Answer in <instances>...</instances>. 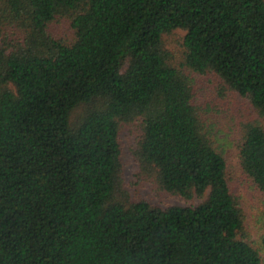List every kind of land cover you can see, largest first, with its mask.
<instances>
[{"label": "trees", "instance_id": "16d2710c", "mask_svg": "<svg viewBox=\"0 0 264 264\" xmlns=\"http://www.w3.org/2000/svg\"><path fill=\"white\" fill-rule=\"evenodd\" d=\"M178 29L175 63L165 34ZM200 75L258 116L223 132ZM125 126L133 184L197 204L133 196ZM230 146L264 196V0H0V264H264Z\"/></svg>", "mask_w": 264, "mask_h": 264}, {"label": "rangeland", "instance_id": "374dc122", "mask_svg": "<svg viewBox=\"0 0 264 264\" xmlns=\"http://www.w3.org/2000/svg\"><path fill=\"white\" fill-rule=\"evenodd\" d=\"M55 33L59 35H68L71 30L68 24L61 21L54 23ZM185 31L175 30L171 34H165L166 47L171 51L174 62H180L182 59V38ZM195 86L201 89V102H208L211 107L210 115L219 120L220 128L223 132H231L234 121L238 119H248L257 117L258 114L250 101L231 90L225 88L222 82L215 76H197L194 79ZM136 129L125 126L121 131L122 159L124 164V183L130 187L131 193L135 197H143L160 206L170 204L190 205L197 204L198 198L187 200L170 193H159L154 185L149 181L137 182L134 174L137 169V162L131 152V147L136 138ZM226 134V133H224ZM234 132L226 137L227 143L234 138ZM229 146V145H228ZM237 150L230 146L225 155L229 161V179L231 185L236 190L237 196L243 209L245 218V231L247 239L255 246L261 249L264 256V196L253 191L246 182L245 176L240 170ZM263 199V200H262Z\"/></svg>", "mask_w": 264, "mask_h": 264}]
</instances>
